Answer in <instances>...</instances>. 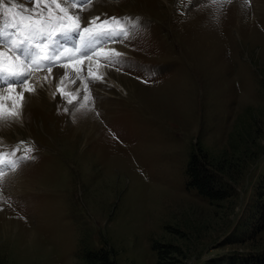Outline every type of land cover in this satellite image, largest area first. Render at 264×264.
<instances>
[{
    "label": "rangeland",
    "instance_id": "obj_1",
    "mask_svg": "<svg viewBox=\"0 0 264 264\" xmlns=\"http://www.w3.org/2000/svg\"><path fill=\"white\" fill-rule=\"evenodd\" d=\"M75 2L85 12L104 8L97 24L117 18L106 27L128 33L122 42L132 44L134 56L101 58L135 77L147 98L122 103L123 82L119 93L110 84L101 85L99 98L91 93L105 101L115 92L111 101L122 107L98 140L86 139L90 132L81 123H69L77 122L75 106L60 110L52 124L29 119L1 133L0 264H77L86 246L101 244L113 246L118 264H155L153 240L182 245L186 264L211 256L225 263L221 256L231 252L239 263L264 253V228H250L264 172V0L260 14L251 9L253 0ZM13 4L32 17H16L25 26L18 36L30 28L58 32L66 26L58 21L72 22L51 0H3L0 13ZM11 23L0 20L1 41L12 39L2 33L16 31ZM66 53L61 62L81 56ZM90 92L84 89L81 98ZM252 138L258 147L249 145ZM197 145L233 154L220 174L222 199L186 185V163ZM17 172L23 186L11 175Z\"/></svg>",
    "mask_w": 264,
    "mask_h": 264
},
{
    "label": "bare ground",
    "instance_id": "obj_2",
    "mask_svg": "<svg viewBox=\"0 0 264 264\" xmlns=\"http://www.w3.org/2000/svg\"><path fill=\"white\" fill-rule=\"evenodd\" d=\"M58 1L62 5L64 10H66L73 16L76 13H79L81 15V18L84 20H87L88 18L93 16H97L104 9L101 6L96 5L91 11L88 10L89 12L88 11L85 12L82 11L77 4H75L79 1L75 2L76 1L75 0L72 3L66 0H58ZM104 1L108 2L110 0H104ZM73 4H75V7H72ZM263 6L259 2V0H253V6L251 7V9H253L255 14H260ZM250 21H252V19ZM2 33L8 34L9 31L6 30L5 32ZM3 38L4 36H2V39ZM0 42H2L4 45L3 50L8 52L7 50L9 49L8 48L9 41L7 39H3L1 41V37H0ZM62 42L67 44L66 40ZM130 44L131 43L129 42L127 43L126 41L114 45H105V52L103 54L93 55L90 60L85 59L84 66L83 65L81 66L80 63H76L75 68L67 67L66 70L65 68L54 67L52 72L49 73L47 72L46 67L43 66L44 62H41L42 66L38 69H33L31 72V79L29 81V84L34 85V93L32 95H28L26 93L27 99L23 104V108L17 107V105L20 103L18 99L16 101H12L8 99L9 96L16 95L12 93L10 89H7V83H14V81L12 80L5 81L2 78V80L0 81V96L4 97V99L0 100V103L3 104L6 111L4 112L3 117H0V137L2 132L4 133V131H8V129L11 127L12 129L13 128L16 129L19 126L26 125L29 119H33L36 121L41 120L44 121V123L52 124L51 122L54 119H60V117L62 118L63 115H61L62 113L60 112V110H65V109L68 110L67 108L70 109L75 106L77 108L73 115L74 117L77 116L76 117L77 122L76 123L69 122L70 120L68 122L72 125V127L78 123H81L80 127L81 125L85 126L84 127L85 131L88 133L90 132V135L88 136L86 135V139L91 137H94L95 139V137L98 136V132L101 129V127L105 126V122L107 120L110 121L113 120L115 118L114 113H117V111L120 112V109H122L121 105L119 106L115 104L113 101H111V98L114 96V94L119 93L118 89L120 88V86H123V83L126 84L128 89L125 91L126 96L121 97L122 103L124 102V103L135 104L136 102H138V100H141V102H143L142 98L144 99L147 98L145 96L146 94L145 90L142 89L143 87L139 85L135 77H133L128 72L125 73L122 70L114 69L113 68L114 66L108 67V65L105 64L103 62L104 60H102L101 58V56L105 54H116V51H114L113 49L121 52L122 55L120 56L122 58L124 57V59H126L125 56L127 58H131L134 56V54L133 51L131 50L132 44L131 45ZM133 45L135 46V44ZM64 54L67 53L65 52ZM75 55L76 54H71L72 57L71 60L63 59V60H67V62L64 61L63 63L65 65H70L74 62H77L80 58L75 59L74 58ZM19 65L21 67L20 63ZM19 65L18 62L15 61L13 67L20 70ZM61 77H63L62 81H61ZM89 78L95 79L98 82L95 85H91L88 81ZM107 84H110L114 88V91L117 93L115 92L114 94L111 93L112 97L109 96L108 100L99 101L97 97L99 98L100 95L102 94L103 89L101 87L103 85L106 86ZM89 88L91 92L89 94L86 93L85 96L81 98V95L83 94V90ZM59 89H63V93H61ZM137 90H139V92L141 91V93L139 94ZM91 93L93 95L96 94L97 97L94 96L91 97L92 95ZM104 94H109V93L105 92L103 93V95ZM69 101H71V103H69ZM93 109H97V111L94 110V112H88L89 110H93ZM7 110L16 111L19 113V115L17 117H10L8 115ZM77 135L79 134L77 133ZM96 140H98V137ZM2 141L3 139L0 138V143ZM0 159H2V156H0ZM2 160L4 164V161L6 160L5 159ZM70 167H67V169L65 170L71 169ZM19 174L20 173L18 172L11 173L12 177L14 178H16ZM17 178L20 180V177ZM20 181L22 182V179ZM21 185L22 186L24 185L23 182Z\"/></svg>",
    "mask_w": 264,
    "mask_h": 264
},
{
    "label": "snow or ice",
    "instance_id": "obj_3",
    "mask_svg": "<svg viewBox=\"0 0 264 264\" xmlns=\"http://www.w3.org/2000/svg\"><path fill=\"white\" fill-rule=\"evenodd\" d=\"M33 5H39L46 3L47 0H31ZM83 3H87V0H82ZM51 3L56 4L59 8L60 4L57 0H51ZM3 6V0H0V7ZM75 7V4L72 5ZM19 8H23L24 11H20ZM18 6L13 4L8 7L6 13H0V20L10 19L12 21L11 27L15 29V32H9L7 35L12 37L8 42L9 53H6L3 48L4 45L0 42V77L5 81L12 80L14 83H7V89H10L12 93L16 94L9 96L8 99L12 101L19 100L17 107L23 108V104L26 101V93L32 95L34 93V85H30L31 72L33 69L40 68L41 62H44L47 72L51 73L54 67L75 68L76 63L83 64L85 59H91L93 55H100L105 52V45H114L122 42L123 38L128 33L121 28L119 31L111 27L110 25L113 20H117L115 17L101 20L99 24L97 21L100 20V16H93L84 20L81 18L79 13L74 16H70L69 19L72 21L71 24H67L66 21H58L57 27L60 25H66L60 27V31H45L42 28H30L27 35L18 36V32L22 27V24L16 22V17L20 16L22 19H32L31 16H25L24 12L28 11L23 5ZM14 9H17L14 11ZM64 10V9H62ZM34 15L39 14L35 9H32ZM8 14H11L10 16ZM118 22V21H117ZM92 25H96L95 28ZM87 35H84V34ZM75 37L78 41L76 47H70L68 44L63 43V40H71ZM116 55H122L118 50ZM65 52L80 53V59L70 65H65L61 62V57L64 56ZM67 59L71 60L72 57ZM15 61H20L21 67L25 70H18L13 67ZM63 77H61V81ZM75 82V81H73ZM63 93V89H59ZM55 95V94H54ZM4 97L0 96V100ZM71 103V101H69ZM6 109L3 104L0 103V117H3ZM10 117H17L19 115L16 111L7 110ZM0 164H3V160L0 159ZM0 175H3L0 172Z\"/></svg>",
    "mask_w": 264,
    "mask_h": 264
},
{
    "label": "trees",
    "instance_id": "obj_4",
    "mask_svg": "<svg viewBox=\"0 0 264 264\" xmlns=\"http://www.w3.org/2000/svg\"><path fill=\"white\" fill-rule=\"evenodd\" d=\"M250 146L258 147V142L251 139ZM231 152L222 150L219 154H212L203 149L200 145L192 149L186 163L185 172L187 175V186L194 187L200 194L210 200L224 198L227 194L223 189L220 174L226 172L232 162ZM253 159L256 154H253ZM235 160V159H234ZM256 205L250 228L256 232L264 228V172L259 176L255 185ZM151 249L155 252V264H186L187 253L182 249V245L170 240H153ZM219 255H217L218 257ZM226 262L220 264H264V253L252 254L246 258V262H237L238 257L234 252L228 253ZM80 261L77 264H118L115 257V249L111 245L101 244L97 247L86 246L80 254ZM218 258L208 257L204 264H219ZM220 259V258H219Z\"/></svg>",
    "mask_w": 264,
    "mask_h": 264
}]
</instances>
